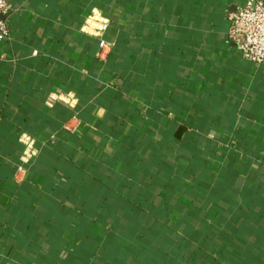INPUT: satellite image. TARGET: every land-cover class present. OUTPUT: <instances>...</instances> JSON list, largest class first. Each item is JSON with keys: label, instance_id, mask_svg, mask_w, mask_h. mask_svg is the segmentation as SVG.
<instances>
[{"label": "crops", "instance_id": "0c3cea01", "mask_svg": "<svg viewBox=\"0 0 264 264\" xmlns=\"http://www.w3.org/2000/svg\"><path fill=\"white\" fill-rule=\"evenodd\" d=\"M245 1L15 0L0 264H264V65L226 35Z\"/></svg>", "mask_w": 264, "mask_h": 264}, {"label": "built area", "instance_id": "2783aa9c", "mask_svg": "<svg viewBox=\"0 0 264 264\" xmlns=\"http://www.w3.org/2000/svg\"><path fill=\"white\" fill-rule=\"evenodd\" d=\"M15 0H0V43L11 35V15L15 10ZM227 38L235 45L240 58L250 61L257 66L264 65V0H246L243 4L235 5L227 13ZM104 28V27H103ZM101 28V29H103ZM109 46L101 42L97 56L107 58ZM37 53L36 50L33 52ZM22 162H30L36 155L32 139H23ZM230 147L237 148L234 142ZM24 169L18 167L15 178L18 179Z\"/></svg>", "mask_w": 264, "mask_h": 264}, {"label": "trees", "instance_id": "16d2710c", "mask_svg": "<svg viewBox=\"0 0 264 264\" xmlns=\"http://www.w3.org/2000/svg\"><path fill=\"white\" fill-rule=\"evenodd\" d=\"M203 205H205V204H203Z\"/></svg>", "mask_w": 264, "mask_h": 264}]
</instances>
